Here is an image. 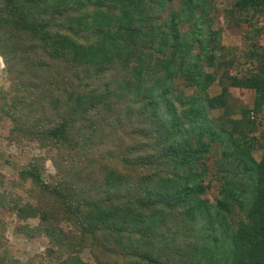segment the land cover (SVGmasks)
<instances>
[{
	"label": "trees",
	"instance_id": "obj_1",
	"mask_svg": "<svg viewBox=\"0 0 264 264\" xmlns=\"http://www.w3.org/2000/svg\"><path fill=\"white\" fill-rule=\"evenodd\" d=\"M173 1L0 0L10 82L0 137L9 124L11 143L40 151L16 179L0 170V264H92L87 248L94 264H264V157L253 155L264 64L232 82L256 92L254 108L240 120L211 117L228 105L224 78L221 94L208 93L218 77L205 71L218 52L206 30L213 6ZM232 11L251 24L264 0ZM9 217L43 252L13 258Z\"/></svg>",
	"mask_w": 264,
	"mask_h": 264
},
{
	"label": "rangeland",
	"instance_id": "obj_2",
	"mask_svg": "<svg viewBox=\"0 0 264 264\" xmlns=\"http://www.w3.org/2000/svg\"><path fill=\"white\" fill-rule=\"evenodd\" d=\"M237 0H211L213 10L209 15L210 21L207 24V29L215 31L218 34L217 39V60H215L216 66L209 67L205 65V71L208 73H216L217 79L211 88L208 90L209 96L214 97L222 93L224 78V84L228 88V105L226 109L214 110L211 114L213 118H220L226 120L227 118L240 120L244 117L243 110H252L254 108L255 99L257 97L256 92L250 89H239L232 85L235 79L239 81H248V77L252 75H262L261 64H264V14H259L258 19H253L251 24L242 18L237 12L232 11V7ZM182 0H174L169 4L170 8H180ZM163 18H166L168 12L163 13ZM187 25V24H186ZM184 32H191L188 26L182 28ZM208 33V31H206ZM217 37V38H218ZM225 60L230 64H221L219 61ZM4 62V61H3ZM4 64V63H3ZM5 64L0 70V90L9 89L10 82L5 77ZM217 69V70H215ZM184 88V86H182ZM194 91L188 90L187 94H193ZM261 126L257 133L254 134L256 141L253 146V155L260 161L264 157V149L258 146L260 133L264 132V109L261 112ZM2 134L0 137V170L10 177V179H16L18 168L17 165L26 161L29 156L37 155L39 150H35L29 143H23L17 145L11 143L7 136L9 135V124H4ZM43 152L42 154H44ZM216 156L211 157L209 163L214 166V160ZM49 172L53 173L52 167H48ZM215 172V171H214ZM212 179V177H211ZM9 190H14L10 185H6ZM219 185L215 182L213 187L208 191L207 197L211 202L215 203L219 193ZM19 194L23 196L25 201L29 198L22 191ZM15 217L7 218L9 222V230L7 231L8 242L6 248L8 252L15 259H20L23 262H27L31 257L36 256L38 253L43 252V245H39L34 241H28L20 236H16L13 231V221ZM29 224L35 226L36 220H30ZM24 224V222H23ZM81 257L94 264V258L90 253V249H85Z\"/></svg>",
	"mask_w": 264,
	"mask_h": 264
},
{
	"label": "bare ground",
	"instance_id": "obj_3",
	"mask_svg": "<svg viewBox=\"0 0 264 264\" xmlns=\"http://www.w3.org/2000/svg\"><path fill=\"white\" fill-rule=\"evenodd\" d=\"M0 61H2V58L0 57ZM2 64H3V61H2ZM4 67V64L2 67H0V70Z\"/></svg>",
	"mask_w": 264,
	"mask_h": 264
},
{
	"label": "clouds",
	"instance_id": "obj_4",
	"mask_svg": "<svg viewBox=\"0 0 264 264\" xmlns=\"http://www.w3.org/2000/svg\"><path fill=\"white\" fill-rule=\"evenodd\" d=\"M2 66H3L2 61H0V67H2Z\"/></svg>",
	"mask_w": 264,
	"mask_h": 264
},
{
	"label": "water",
	"instance_id": "obj_5",
	"mask_svg": "<svg viewBox=\"0 0 264 264\" xmlns=\"http://www.w3.org/2000/svg\"><path fill=\"white\" fill-rule=\"evenodd\" d=\"M1 57V56H0ZM2 58V57H1ZM2 61H3V59H2ZM4 63V62H3Z\"/></svg>",
	"mask_w": 264,
	"mask_h": 264
}]
</instances>
